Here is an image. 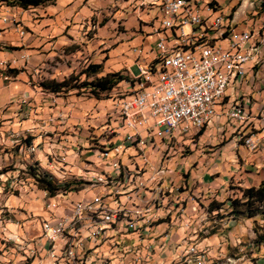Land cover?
<instances>
[{"label": "built area", "instance_id": "1", "mask_svg": "<svg viewBox=\"0 0 264 264\" xmlns=\"http://www.w3.org/2000/svg\"><path fill=\"white\" fill-rule=\"evenodd\" d=\"M231 2L232 9H250L243 19L246 26L240 27L236 11L226 13ZM152 5L156 16L145 25L156 36L155 54L140 61L143 49H133L140 73L130 74L131 89L113 100L115 110L107 116L98 147L84 151L99 161L86 163L107 166L108 176L96 175L92 191H85L83 183H60H69L74 196L41 190L47 217L36 228L39 235L2 240L5 250H0V257L14 250L31 264H175L197 247L186 233L190 224L177 222L184 218L186 205L179 195L181 183L168 178L165 164L178 147L202 136L203 119H211V127L222 120L264 126V102L255 111L249 96L242 101L244 89L254 83L248 73L254 80L264 78V20L257 17L264 0H160ZM262 141L251 137L247 149L258 151ZM74 145L71 152L80 157L77 141ZM49 149L56 150V157L47 154L48 168L68 179L74 165L66 160L67 146L51 140ZM158 155L161 160L155 164L151 158ZM109 156L115 159L109 161ZM110 182H117V189L106 194ZM133 203L150 205L151 213H137L139 221H131L122 204ZM89 208H115V215L101 223L88 219L78 231H71L70 222ZM174 226L183 230L182 237L171 235ZM64 234H72L71 243H64ZM202 253L225 257L215 256L208 247Z\"/></svg>", "mask_w": 264, "mask_h": 264}, {"label": "rangeland", "instance_id": "2", "mask_svg": "<svg viewBox=\"0 0 264 264\" xmlns=\"http://www.w3.org/2000/svg\"><path fill=\"white\" fill-rule=\"evenodd\" d=\"M155 2L159 3L160 0H144V3L139 0H88L82 5L83 9H90L87 14H82L81 17L82 8L78 7L73 17L63 16L59 19L56 11L50 7L22 10L9 7L0 0V51L6 55V59L0 61V70L4 79L11 80L13 70L25 72L27 82L32 87L36 86L39 92H44L40 87L42 82H67L68 85L61 94L52 95L63 100L57 102L48 96L43 98L54 101L48 105L50 108L64 107L71 100L74 104L72 110L80 111V114L73 117L70 114L52 115L56 119L54 122L47 118L48 124L62 126V129L56 127L55 132L50 131L46 120L41 119V122L25 129L24 134L15 138V142L0 147V158L2 156L5 159L0 165V174L5 173V176H0V225L1 222L4 224L0 230V240H20L26 236L29 240L33 239L35 235H39L36 228L47 217L46 201L35 180L27 174L28 166L42 163V170H46L60 182H85V191L94 190L96 175L108 176L107 166L86 163L88 159H94L98 164L99 161L93 153L84 151L89 146L98 147V139L106 131L104 125L108 123L107 116L115 110L113 100L120 93L130 90L131 83L124 80L111 91L99 92L98 95L93 93L92 83L108 74L120 73L129 77V66L134 75L140 73L138 67L128 61L134 54V48L131 35L124 34L136 32V27L128 24L135 17L140 19V26L141 21L153 20L157 12V8L152 5ZM142 25L144 29L141 31L150 35L148 25ZM126 29L129 31L126 32ZM139 34L135 37L140 36ZM123 42H128L129 46L123 55L120 58L111 56L110 52ZM29 62L33 65H29ZM91 64H102V71L88 76L85 72ZM248 76V79H255L250 73ZM18 104L21 106L20 111L25 109L21 101ZM25 106L30 113L34 112L35 106L31 101ZM225 122L222 120L213 127H210V122L199 130L203 132L201 137L187 142L185 148L178 147L175 156L171 155L172 160L165 164L168 178L181 183L178 187L179 195L186 205L184 218L177 222L181 225L190 224L191 230H186V233L197 245L195 250L183 253L175 264L264 262V215L260 214L252 220H235L228 216L229 199L240 198L243 190L258 188L264 183V126L256 121L243 125ZM5 132L0 133L2 142L5 140ZM252 136L263 140L261 147L255 152L245 146V140ZM29 140L32 145L27 143ZM51 140L61 141L69 150L66 160L74 165V172L68 173L66 180L64 175L49 169L48 161L42 156L49 153L50 157H56V150L49 149ZM76 141L77 147L82 150L80 157L71 152L76 149ZM156 157L151 158V161L159 164L161 156ZM114 159V156L107 158L109 161ZM116 189L117 182H110L106 187V194H113ZM67 195H71V192ZM12 198L17 201L16 204L8 205V200ZM215 202L221 208L218 211L211 210V204ZM122 208L123 213H130L131 221H139L137 213H151V206L141 203L122 204ZM96 210L98 208H89L73 219L70 222L71 231H78L88 219L92 223H101L107 219V214H112V217L115 215L113 209H104L95 218L91 217V213ZM171 229L172 235L176 232L178 236L182 235L179 227ZM71 242L72 234H64V243ZM207 247L214 251L215 256L225 257L209 258L207 253H202ZM3 248L0 244V250ZM3 256L0 257V264H31L26 263L23 256L14 250H6Z\"/></svg>", "mask_w": 264, "mask_h": 264}, {"label": "crops", "instance_id": "3", "mask_svg": "<svg viewBox=\"0 0 264 264\" xmlns=\"http://www.w3.org/2000/svg\"><path fill=\"white\" fill-rule=\"evenodd\" d=\"M87 1L88 0H56L55 4L49 5V6H44V7H50L51 9H54L56 11V15H57L56 17H58L59 19H60V17L63 18V16L64 17H73V15L75 14L74 11L76 10V8L79 7V8H82V11H81V17H82L83 16L82 14H87L90 11V9L88 7L85 9H83V7H82L84 2H87ZM221 1L224 2V0H221ZM139 2L144 3V0H139ZM234 4H235L234 2L233 3L231 2L226 7V13H231V12L236 11V17L235 18L239 22L240 27H244L246 25L243 23V19L246 17L247 14H249L248 12L250 11V9L249 8L245 9V7H242L238 11L237 8L232 9ZM38 8H40V7H38ZM261 11H263V10H261ZM261 11L259 12V15L257 16L260 18V19H258V21L264 20V12H261ZM245 12H246V14H245ZM58 15H60V16H58ZM146 22H149V21L148 20L141 21V26H140V24H139L140 19H138L137 17L131 19L130 21H128V24L134 25V27H136L137 30H136V32L131 33V32H128L129 31L128 29H126V32H128V33L124 34L125 36L131 35V38H132L131 42L133 44L132 48L143 49L144 54L141 57L140 61H144V60L147 61V60L151 59L155 54L156 36H154V35L151 36V35H148L147 32L141 31V29H144L142 24L145 25ZM260 25H258V27H260ZM256 30H258V29H256ZM136 34L137 35L139 34L140 36L135 37ZM146 36H148V37H146ZM133 37H134V39H133ZM0 39H2V38H0ZM3 39H5V38H3ZM128 47H129L128 42L121 43L118 47H115L110 52L111 56H113L114 58H120L119 56H122L123 53L128 49ZM11 57H12V55H11ZM130 58H132V60ZM130 58H128V61H130L132 64L136 65L137 57H135V54H132L130 56ZM4 59H6L5 52L0 51V61L4 60ZM9 59H10V57H9ZM38 61H40V60H38ZM29 65H33V64H31V62H29ZM119 65H120V62H119ZM128 70H129V73L132 74V72L130 71V66L128 67ZM130 74H129V78H130ZM11 75L13 76V78H11V80H6L3 77V72H1V70H0V133L4 134V132L6 131L5 134L7 136V137L5 136V140H3V142H2V139L0 137V147L5 146V145H9L10 143L15 142L14 141L15 138L19 137V135L21 133L24 134L25 129H28L30 126L34 125L35 123L41 122V119H45L46 120L45 122L47 123L48 122L47 118H51L52 115L58 116L60 114H64V115L70 114L73 117L74 115L77 116L78 114H80V111H77V110L73 111L72 110L74 104L70 102L71 100H68L67 102H69V104L66 103L64 105V107L60 108V106H59L58 108H50V106H48V105H51L54 101H51L49 99H44L43 98L44 96L54 98L55 101H57V102H59L60 100H63V99H60V97L55 98L54 96H52L53 93H49V92H45V91L44 92L37 91V87L36 86L32 87V84L27 82V79H25V77H26L25 72H21V71L18 72L17 70H13ZM250 82H254V83H252L251 85L248 84L246 86V88L243 91L244 97H243L242 101L243 102L245 101L246 95L249 96V98L253 100V105L251 107V110L256 111V109L258 108L257 106H259V104H261L262 101L264 102V78L262 80H252L251 79ZM54 95L56 96L59 94H54ZM23 97H29L28 100L31 101V104L35 106V109H33L34 112L30 113L27 110L25 105H22V107L24 106L23 108H25V109H22L21 110L22 112L20 111L21 106L18 104V101H22L21 99H23ZM254 102H256V103H254ZM60 109H62V110H60ZM34 118H40V120H35ZM56 127L62 129L61 128L62 126L50 125V124H48L47 129H50V131L55 132ZM42 156H43L44 160H46V155L43 154ZM49 157H50V154H49ZM4 161H5V159L1 156L0 165L2 163H4ZM37 162H41V161L37 160ZM39 165L41 168L43 167L42 163H39ZM40 192H41V190H40ZM16 202L17 201L13 198L9 199L8 205H15ZM91 209H93V208H91ZM112 209L114 210V213H115V208H108L107 210L111 211ZM126 209H128V208H126ZM111 215L107 214V219H113L114 217H112ZM2 223L3 222H1L2 226L0 225V230H1V227H3V225H4ZM72 231H74V230H72ZM172 236L174 237V239L179 238L177 232ZM182 236H183V230H182L181 237ZM0 244L2 245V240H0Z\"/></svg>", "mask_w": 264, "mask_h": 264}, {"label": "trees", "instance_id": "4", "mask_svg": "<svg viewBox=\"0 0 264 264\" xmlns=\"http://www.w3.org/2000/svg\"><path fill=\"white\" fill-rule=\"evenodd\" d=\"M6 2L9 7L20 8L23 10H28L31 8L44 7L55 4L56 0H2ZM103 69L101 64H91L86 70L88 76L99 74ZM124 80H129V77L123 76L120 73L108 74L106 76L97 78L94 83H92L93 93L98 95L99 92H109L114 87H116L120 82ZM67 82H57L55 80L45 81L40 84L43 91L60 94L66 87ZM203 132H201L202 134ZM32 139V138H31ZM29 145L31 141L27 142ZM27 174L32 177L38 188L40 190L49 191L56 195H67L71 192L69 183L62 185L59 180H57L53 175L45 172L40 167L39 163L28 166ZM73 183H85L78 182V180L72 181ZM65 183V182H64ZM243 194L240 198L229 199V214L232 219L238 220L240 218L252 220L258 215H264V183L260 187H250L243 190ZM213 204H216L213 203ZM211 204V210H219V204L213 206Z\"/></svg>", "mask_w": 264, "mask_h": 264}, {"label": "bare ground", "instance_id": "5", "mask_svg": "<svg viewBox=\"0 0 264 264\" xmlns=\"http://www.w3.org/2000/svg\"><path fill=\"white\" fill-rule=\"evenodd\" d=\"M210 122H211V119H203V120H202V123L199 124V130L202 129L203 127L205 128L206 125H208ZM252 137H253V136H252ZM242 140H243V139H242ZM245 141H246V142H245V143H246L245 146H246V147H249V146H250V142H251V137L248 138V139H246ZM99 213H100V211H99V209H98V210L92 212L90 216L95 218V216L99 215Z\"/></svg>", "mask_w": 264, "mask_h": 264}]
</instances>
